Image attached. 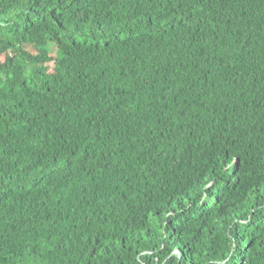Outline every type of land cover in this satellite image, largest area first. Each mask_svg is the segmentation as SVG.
Returning a JSON list of instances; mask_svg holds the SVG:
<instances>
[{
    "label": "trees",
    "instance_id": "16d2710c",
    "mask_svg": "<svg viewBox=\"0 0 264 264\" xmlns=\"http://www.w3.org/2000/svg\"><path fill=\"white\" fill-rule=\"evenodd\" d=\"M0 264H264V0H0Z\"/></svg>",
    "mask_w": 264,
    "mask_h": 264
},
{
    "label": "rangeland",
    "instance_id": "374dc122",
    "mask_svg": "<svg viewBox=\"0 0 264 264\" xmlns=\"http://www.w3.org/2000/svg\"><path fill=\"white\" fill-rule=\"evenodd\" d=\"M53 52H55V50L53 49Z\"/></svg>",
    "mask_w": 264,
    "mask_h": 264
}]
</instances>
